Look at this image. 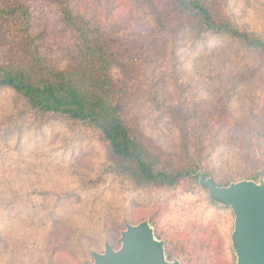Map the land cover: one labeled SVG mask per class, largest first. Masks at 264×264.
Listing matches in <instances>:
<instances>
[{"label":"rangeland","instance_id":"rangeland-1","mask_svg":"<svg viewBox=\"0 0 264 264\" xmlns=\"http://www.w3.org/2000/svg\"><path fill=\"white\" fill-rule=\"evenodd\" d=\"M66 1L106 39L144 57L143 76L138 66L112 75L128 80L126 122L166 165L193 161L221 186L264 181V51L209 34L162 43L139 0ZM202 1L217 19L264 40V0ZM17 2L34 18L43 60L67 66L75 42L58 2L0 5ZM17 99L0 91V124L12 125L0 129V264H91V252L119 250L126 225L142 222L165 243L170 263L236 264L234 216L212 205L196 174L173 188L141 185L122 173L97 133L27 115Z\"/></svg>","mask_w":264,"mask_h":264},{"label":"trees","instance_id":"trees-1","mask_svg":"<svg viewBox=\"0 0 264 264\" xmlns=\"http://www.w3.org/2000/svg\"><path fill=\"white\" fill-rule=\"evenodd\" d=\"M56 1L60 22L75 42L64 68L43 60L36 36L31 32L34 18L26 5L19 2L0 5V91L14 93L27 115L61 118L97 133L108 152L121 161L122 173L141 185L173 188L196 174L199 186L195 162L188 161L179 167L166 165L161 155L126 122L123 99L128 80L118 79L112 71L139 68L141 60L145 62L144 57L141 55L140 59L138 52L106 39L91 22L72 14L66 0ZM139 1L158 26L156 36L162 43H173L175 38L183 39L187 34L195 41V37L209 34L239 41L247 50L264 51L263 39L238 30L227 20L217 19L202 0ZM139 71L143 76L141 67ZM159 106L164 110L161 102ZM10 127L0 124L1 130ZM200 173L209 178L207 173ZM213 182L218 187L229 186ZM209 200L212 205L231 211ZM164 253L169 254L165 243Z\"/></svg>","mask_w":264,"mask_h":264},{"label":"water","instance_id":"water-1","mask_svg":"<svg viewBox=\"0 0 264 264\" xmlns=\"http://www.w3.org/2000/svg\"><path fill=\"white\" fill-rule=\"evenodd\" d=\"M200 188L209 198L231 209L234 229L231 235L236 264H264V181H242L218 187L210 178L198 174ZM120 249L105 245L102 254L92 253L91 264H179L165 260L164 243L154 238L148 222L126 225L119 240Z\"/></svg>","mask_w":264,"mask_h":264}]
</instances>
